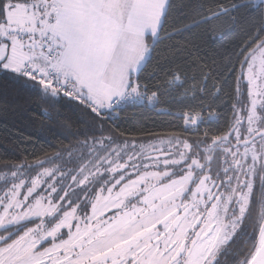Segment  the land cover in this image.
<instances>
[{"label":"snow or ice","instance_id":"6c2138e0","mask_svg":"<svg viewBox=\"0 0 264 264\" xmlns=\"http://www.w3.org/2000/svg\"><path fill=\"white\" fill-rule=\"evenodd\" d=\"M169 7L170 0H0V72L42 101H75L101 133L65 149L66 159L56 153L6 166L0 264H227L221 257L229 256L264 264V0L217 5L162 36ZM240 8L260 18L236 53L227 131L210 141L205 133L147 144L105 134L117 109L159 103L139 74L162 40L222 16L235 23ZM169 84L182 86L181 77ZM206 84L207 76L201 92ZM184 120L187 130L203 117ZM66 164L73 166L64 171ZM241 235L243 247L230 252Z\"/></svg>","mask_w":264,"mask_h":264},{"label":"trees","instance_id":"16d2710c","mask_svg":"<svg viewBox=\"0 0 264 264\" xmlns=\"http://www.w3.org/2000/svg\"><path fill=\"white\" fill-rule=\"evenodd\" d=\"M233 3L241 0H170L161 35L207 16L209 9L214 11L217 5ZM231 16L235 23L231 17L222 16L162 40L139 74V82L146 86L147 93H158L159 103L154 107L143 103L116 110L117 119L104 121L105 134L110 132L121 142L127 139L138 144L173 135L195 142L210 112L217 115L209 121L210 132L223 129L236 96L240 66L236 53L251 34L249 29L255 31L260 18L259 12L245 8ZM177 74L182 80L180 87L169 84ZM206 76L207 84L201 92ZM45 110L47 115L43 114ZM185 113L200 115L203 122L185 130ZM86 120L90 118L75 101H42L36 93L21 89L10 74L0 72V174L11 170L6 166L32 163L56 153L66 159L65 149L75 147L78 140L101 135L91 131V123H85ZM72 166L66 164L62 170ZM36 171L39 169L30 175Z\"/></svg>","mask_w":264,"mask_h":264},{"label":"flooded vegetation","instance_id":"af4514ba","mask_svg":"<svg viewBox=\"0 0 264 264\" xmlns=\"http://www.w3.org/2000/svg\"><path fill=\"white\" fill-rule=\"evenodd\" d=\"M238 73H239V68H238ZM246 91V89H245ZM232 113H233V109H231V112L229 114V117L227 119L226 125L223 127V129H221L220 131H213L212 133L210 132V128H209V115L207 116V118L205 117L203 125L201 127V132H200V137L199 140L204 139L205 133H207L208 135V140H211V137L213 135H219L221 132H225L228 129V124L229 121L232 117ZM217 117V115H213V117ZM189 139V138H188ZM213 174H215V166H213ZM247 231H251V224L249 222L248 226H247ZM243 247V236L241 235L240 237H237L236 242L232 245L231 249L229 250L230 252H234L237 248H241ZM222 260L227 259V264H233V261L231 259V256L225 258V257H221Z\"/></svg>","mask_w":264,"mask_h":264},{"label":"rangeland","instance_id":"374dc122","mask_svg":"<svg viewBox=\"0 0 264 264\" xmlns=\"http://www.w3.org/2000/svg\"><path fill=\"white\" fill-rule=\"evenodd\" d=\"M168 137H164V136H162V137H158L157 139H155L156 141H158V140H160V139H164V140H166ZM151 141V140H150ZM158 147H161L160 145H157ZM163 147H166V146H163ZM156 154H159V153H153V155H156ZM146 163H154V161H146ZM150 170H156L155 168H151ZM160 170H163V169H160ZM132 178H134V177H132ZM0 234H2V232H0ZM45 246H47V244L45 245Z\"/></svg>","mask_w":264,"mask_h":264},{"label":"water","instance_id":"95a60500","mask_svg":"<svg viewBox=\"0 0 264 264\" xmlns=\"http://www.w3.org/2000/svg\"><path fill=\"white\" fill-rule=\"evenodd\" d=\"M239 68H240V66H239ZM156 155H158V154H156ZM156 155H153V156H156Z\"/></svg>","mask_w":264,"mask_h":264},{"label":"built area","instance_id":"2783aa9c","mask_svg":"<svg viewBox=\"0 0 264 264\" xmlns=\"http://www.w3.org/2000/svg\"><path fill=\"white\" fill-rule=\"evenodd\" d=\"M144 103H147V102H144ZM118 110V109H117Z\"/></svg>","mask_w":264,"mask_h":264}]
</instances>
